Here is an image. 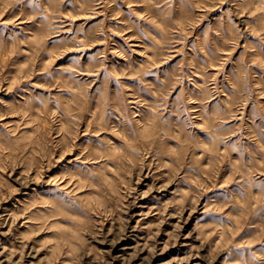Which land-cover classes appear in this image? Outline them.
I'll return each instance as SVG.
<instances>
[{"label": "rangeland", "instance_id": "374dc122", "mask_svg": "<svg viewBox=\"0 0 264 264\" xmlns=\"http://www.w3.org/2000/svg\"><path fill=\"white\" fill-rule=\"evenodd\" d=\"M0 264H264V0H0Z\"/></svg>", "mask_w": 264, "mask_h": 264}]
</instances>
